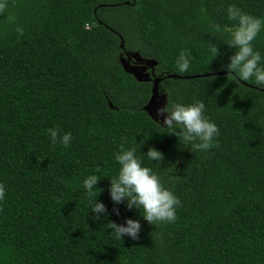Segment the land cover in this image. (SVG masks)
Returning <instances> with one entry per match:
<instances>
[{"label":"trees","instance_id":"trees-1","mask_svg":"<svg viewBox=\"0 0 264 264\" xmlns=\"http://www.w3.org/2000/svg\"><path fill=\"white\" fill-rule=\"evenodd\" d=\"M230 3L264 18V0H6L0 264H264V87L228 79ZM252 44L264 57V29ZM136 56L155 62L157 89L155 76L128 70L124 59ZM161 100L203 102L218 127L213 144L182 143L151 112ZM121 144L179 198L174 222L149 223L127 198L111 199ZM150 147L162 159L149 160ZM89 174L100 177L99 219L82 183ZM127 218L140 222L137 239L107 227Z\"/></svg>","mask_w":264,"mask_h":264},{"label":"clouds","instance_id":"clouds-1","mask_svg":"<svg viewBox=\"0 0 264 264\" xmlns=\"http://www.w3.org/2000/svg\"><path fill=\"white\" fill-rule=\"evenodd\" d=\"M5 7L6 0H0V11ZM226 16L234 23L225 25L223 30L228 34V45L235 48L227 65L228 79L251 80L256 85L264 87V63H262L264 57L259 50L254 49L252 44L257 34L264 29V18L245 12L231 3L226 8ZM11 19L13 17H9V20ZM17 32L22 34L23 29L17 26ZM211 51L215 54L217 49L213 46ZM140 63L149 70V76L146 79L150 80L152 75L150 65L154 66L155 62H148L150 65L142 61ZM175 66L180 73L188 70L189 60L183 50L177 55ZM204 108L203 102L167 103L163 107L157 108V113L160 115L167 113L163 116V124L173 134H175L174 129L179 128L178 139L182 143L188 144L198 140L199 143L193 144V147L207 150L213 144V138L218 135V127L215 122L204 115ZM48 130L51 132L52 142L56 143L57 130L55 128ZM70 140L71 133H64L59 137V143L65 146L69 144ZM146 155L149 160L159 161L162 159L161 151L154 147H150ZM114 159L119 167L117 174L110 180L111 199L120 202L127 198L126 206L128 208L133 205L137 206L142 210L143 218L149 223L174 222L176 206L179 205L180 200L169 187L165 186L160 175L142 163L135 154L134 148H125L123 144L120 145L119 151L114 153ZM99 179L98 175L89 174L82 181L87 196L90 198L91 211L97 214V219H99V214L105 211L102 201H99L97 197L94 202L91 199L94 196V186L97 185ZM169 179L171 180L172 177ZM4 192V186L0 185V199L3 198ZM107 227L111 228L112 233L118 238L122 239L127 234L132 239H137L140 222L137 219L127 218L124 224L109 221Z\"/></svg>","mask_w":264,"mask_h":264},{"label":"rangeland","instance_id":"rangeland-1","mask_svg":"<svg viewBox=\"0 0 264 264\" xmlns=\"http://www.w3.org/2000/svg\"><path fill=\"white\" fill-rule=\"evenodd\" d=\"M137 57V56H136ZM137 62L136 64L132 65L129 63V60L124 59V63L127 66L128 70L131 72L137 74L139 78L144 79L149 76V72L147 67H144L143 65H140L139 62L141 61L139 57H137ZM165 105V100H161V102H156L154 103V106L151 107V112L154 114L156 117L159 116L160 114L157 113V108L163 107ZM165 113L162 115L164 116ZM167 115V114H166Z\"/></svg>","mask_w":264,"mask_h":264},{"label":"water","instance_id":"water-1","mask_svg":"<svg viewBox=\"0 0 264 264\" xmlns=\"http://www.w3.org/2000/svg\"><path fill=\"white\" fill-rule=\"evenodd\" d=\"M148 65H150L149 63H147ZM150 68H152V76H155V89H157V85L159 84V82L161 81V78H159L158 76H156L155 73V67L150 65ZM133 73V72H132Z\"/></svg>","mask_w":264,"mask_h":264},{"label":"flooded vegetation","instance_id":"flooded-vegetation-1","mask_svg":"<svg viewBox=\"0 0 264 264\" xmlns=\"http://www.w3.org/2000/svg\"><path fill=\"white\" fill-rule=\"evenodd\" d=\"M139 64L141 65L142 63L139 62ZM148 72H149V70H148Z\"/></svg>","mask_w":264,"mask_h":264}]
</instances>
